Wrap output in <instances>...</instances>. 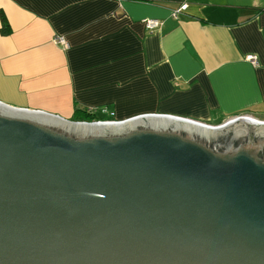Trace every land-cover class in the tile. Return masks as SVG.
<instances>
[{
  "label": "water",
  "instance_id": "obj_1",
  "mask_svg": "<svg viewBox=\"0 0 264 264\" xmlns=\"http://www.w3.org/2000/svg\"><path fill=\"white\" fill-rule=\"evenodd\" d=\"M239 116L0 102V264H264V122Z\"/></svg>",
  "mask_w": 264,
  "mask_h": 264
},
{
  "label": "crops",
  "instance_id": "obj_2",
  "mask_svg": "<svg viewBox=\"0 0 264 264\" xmlns=\"http://www.w3.org/2000/svg\"><path fill=\"white\" fill-rule=\"evenodd\" d=\"M0 102L68 120H264V0H0Z\"/></svg>",
  "mask_w": 264,
  "mask_h": 264
},
{
  "label": "built area",
  "instance_id": "obj_3",
  "mask_svg": "<svg viewBox=\"0 0 264 264\" xmlns=\"http://www.w3.org/2000/svg\"><path fill=\"white\" fill-rule=\"evenodd\" d=\"M144 25H145L146 30H148L149 32H154L160 28L161 22L158 19H147L144 21ZM53 42L56 45L62 46L63 49H67L69 46L68 43L63 38H60V37L54 38ZM245 59L249 63H251L253 66H256L258 64L257 57L254 55H247ZM100 113L101 115H105V116L109 115L107 109H101ZM242 116L249 117L247 115H242ZM238 117H241V116L237 115V116L232 117L231 119L238 118ZM96 121L99 122V121H113V120H94L93 122H96ZM258 121L264 122V120H258Z\"/></svg>",
  "mask_w": 264,
  "mask_h": 264
},
{
  "label": "trees",
  "instance_id": "obj_4",
  "mask_svg": "<svg viewBox=\"0 0 264 264\" xmlns=\"http://www.w3.org/2000/svg\"><path fill=\"white\" fill-rule=\"evenodd\" d=\"M1 30L5 31L7 30L5 17L1 16ZM73 121H86V122H92L94 120H112L111 117L108 115V119L105 118H96V115L94 113L83 111V110H76L74 117L72 119Z\"/></svg>",
  "mask_w": 264,
  "mask_h": 264
},
{
  "label": "rangeland",
  "instance_id": "obj_5",
  "mask_svg": "<svg viewBox=\"0 0 264 264\" xmlns=\"http://www.w3.org/2000/svg\"><path fill=\"white\" fill-rule=\"evenodd\" d=\"M96 118H105V119H108V116L97 114L96 115ZM206 124H208V123H206ZM209 125H213V124H210L209 123ZM215 125H217V124H215Z\"/></svg>",
  "mask_w": 264,
  "mask_h": 264
},
{
  "label": "flooded vegetation",
  "instance_id": "obj_6",
  "mask_svg": "<svg viewBox=\"0 0 264 264\" xmlns=\"http://www.w3.org/2000/svg\"><path fill=\"white\" fill-rule=\"evenodd\" d=\"M242 115H247V116H249V117H252V118H255V119H259V118H257V117L254 116V115H248V114H242Z\"/></svg>",
  "mask_w": 264,
  "mask_h": 264
},
{
  "label": "bare ground",
  "instance_id": "obj_7",
  "mask_svg": "<svg viewBox=\"0 0 264 264\" xmlns=\"http://www.w3.org/2000/svg\"><path fill=\"white\" fill-rule=\"evenodd\" d=\"M204 124V123H203ZM205 125H207V124H205Z\"/></svg>",
  "mask_w": 264,
  "mask_h": 264
}]
</instances>
